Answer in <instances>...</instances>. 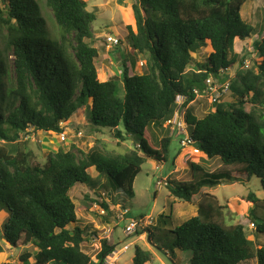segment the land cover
<instances>
[{"label":"trees","instance_id":"trees-1","mask_svg":"<svg viewBox=\"0 0 264 264\" xmlns=\"http://www.w3.org/2000/svg\"><path fill=\"white\" fill-rule=\"evenodd\" d=\"M133 1L135 26H127L128 39L144 58V69L136 74L123 63L120 76L100 82L99 50L90 43L96 16L86 0H47L59 38L51 35L37 0H0V206L9 210L4 237L11 247L22 242L36 249L18 263L0 264H104L117 246L102 240L95 258L86 252L99 233L81 223L72 191L76 185L89 187L106 211L100 214L102 222L116 220L109 201L114 205L117 198L107 185L134 198L146 159L169 161L172 138L155 146L150 129H164L172 120L178 96L187 99V131L201 155L219 160L225 169L206 173L191 164V182L168 181L172 196L193 205L203 189L236 179L234 172L248 183L259 179L264 191V21L256 29L242 16L253 0ZM254 34L261 61L226 84L236 102L223 105L212 99L210 113L196 117L191 107L195 91L209 95V78L224 82L229 70L244 67L247 58L236 45ZM202 50L207 55L201 63L195 56ZM83 109L92 130L114 131L119 140H133L136 149L119 155L100 143L87 153L71 146L50 153L44 165L35 162L22 135H61ZM92 169L107 183L91 177ZM248 199L254 234L264 236V204L255 193ZM223 210L216 198L203 195L197 216L171 231L174 250L188 254L189 264H264V244L253 240L245 226L228 225ZM156 229H147L149 241L163 250L166 245L155 243ZM3 253L0 243V259ZM151 261V252L137 246L134 264Z\"/></svg>","mask_w":264,"mask_h":264},{"label":"rangeland","instance_id":"rangeland-1","mask_svg":"<svg viewBox=\"0 0 264 264\" xmlns=\"http://www.w3.org/2000/svg\"><path fill=\"white\" fill-rule=\"evenodd\" d=\"M40 3L44 17L47 21L51 35L55 38L60 37L59 28L55 22L53 12L47 6V0H37ZM88 10L95 14L96 21L93 23L94 38L90 41L91 45L99 50V58L96 60L98 69V78L100 82H106L109 79L120 76L123 63L133 70L136 74H141L144 69V58L137 55L131 47L128 39L127 26H135L133 0H86ZM242 16L244 21L254 28H258L264 21V0H253L247 4ZM121 41L120 45L110 46L106 36H115ZM258 38L254 34L251 39L240 41L236 45V52L246 56L244 67L239 65L233 67L225 74L224 82H218V86L226 85L229 80L237 77L238 71L251 70L254 61L260 62L258 55L254 51L253 43ZM207 52V50H206ZM205 50H202L195 58L203 62L206 57ZM249 66V67H246ZM216 99L218 104H234L236 98L232 93L228 94L225 88H222L214 96L204 94L191 105L194 115L198 118L205 117L211 111L212 101ZM250 111V106L246 107ZM186 112V111H185ZM76 120L68 123L64 130L65 140L61 136L52 133H35L29 131L22 135L21 143L33 154L35 162L44 165L46 157L50 153H57L60 149H69L75 146L77 150L84 153L89 152L95 144H102L108 152L123 155L136 149L133 140L122 141L115 137L114 131L98 132L92 130L86 122V113L84 109L77 115ZM173 127L164 129L152 127L150 133L153 136V145L164 137H171L172 144L170 148V159L167 163L158 164L150 159H146L142 172L137 177L134 184V198H129L124 192L115 185L108 183V191L117 198L114 205L109 201L111 211L117 215L122 213L123 208L130 211L129 215L123 221L113 220L110 224H104L100 217V207L96 204L95 192L84 185H76L72 191L74 202L79 207L78 218L84 225L94 226L99 233V237L91 238L86 247V252L95 258L101 251V241L108 240L116 245V251L106 258L105 264H134L136 247H140L152 254V261L147 264H189L188 254L174 250L172 247L173 235L171 231L177 226L182 225L198 214V203L203 195H209L216 198L218 204L223 207L228 225H243L248 230L249 236L264 244V236H257L255 228L252 229L251 222L248 219L249 211L253 204L249 201V195L255 193L256 197L264 204V191L259 179L254 178L250 183L246 178H242L240 173L234 172L232 176L236 179L230 182H224L223 185L212 189H203L201 194L195 198L193 205L180 201L172 196L169 184L158 187L160 181L191 182L193 179L191 164L201 166L206 173L219 172L225 169L219 160H208L203 155H193L191 150L182 151L180 145L182 136L180 133L172 132ZM4 143L0 142V145ZM175 158V160H173ZM232 169H230L231 171ZM90 176L98 178L96 170L92 169ZM103 184L107 179L98 178ZM103 191V190H102ZM101 191V192H102ZM104 193V192H102ZM118 205V206H117ZM115 216V217H116ZM144 217V218H142ZM9 219V210L0 206V243L3 246L4 253L1 261L4 263H18L21 256L25 253L35 254L36 249L32 246H25L22 242L17 248L11 247L6 243L4 233L5 224ZM152 222L154 225L140 228L137 232L128 237L125 233L126 227L132 220ZM157 228L155 231L156 245H166L167 248L160 250L149 241L147 229ZM163 243V244H161ZM132 244L131 248L125 253L119 252L125 245ZM32 262V260H31ZM95 264V263H93ZM256 264V262L250 263Z\"/></svg>","mask_w":264,"mask_h":264},{"label":"built area","instance_id":"built-area-1","mask_svg":"<svg viewBox=\"0 0 264 264\" xmlns=\"http://www.w3.org/2000/svg\"><path fill=\"white\" fill-rule=\"evenodd\" d=\"M124 1H128V0H124ZM106 40L108 42V44H110V46H118L120 45V40L115 36H106ZM207 85H208V93L210 96H214V93H217L219 90L221 91L222 88H225L226 92H229L228 90V86L229 85H221L218 86L215 82L213 77L209 78L207 80ZM195 94L197 95V99L199 97H203L201 96V94L198 91H195ZM187 99L183 96H178L176 99V104H177V109L176 112L172 118L171 121H169L166 124V128L167 127H173L172 132H178L181 134L182 139H181V147H182V151H187V150H191L193 155H200L201 151L200 149L195 145L194 141L191 139V137L188 134L187 128V122H186V109L183 107L184 102ZM216 101V99H215ZM193 104V103H192ZM62 138L65 139V135H62ZM168 181L164 180V181H160L157 183L158 187H162L163 185H167ZM100 214L101 215H105L106 211H104L103 209H100ZM129 215V210H122V213L116 216V219L119 221H123L125 220V218ZM145 227H149L154 225L152 222H147L145 225V221L141 220H132L130 221L129 225L126 227L125 233L130 236L132 234H134L135 232H137L140 228ZM252 229L255 228L254 225H252ZM131 248V245H126L122 251H120L121 253L125 254L129 249ZM114 253H118V252H114Z\"/></svg>","mask_w":264,"mask_h":264},{"label":"clouds","instance_id":"clouds-1","mask_svg":"<svg viewBox=\"0 0 264 264\" xmlns=\"http://www.w3.org/2000/svg\"><path fill=\"white\" fill-rule=\"evenodd\" d=\"M115 36H116V35H115ZM115 36H114V37H115ZM120 42H121V41H120ZM195 102H196V101H195ZM195 102H194V103H195ZM194 103H193V104H194ZM70 122H71V121H70ZM70 122H69V123H70ZM64 126H66V125H64ZM52 134H54V133H52ZM55 135H56V134H55ZM62 135H64V133H62V134L59 135V136H61V138H62ZM62 140H65V139L62 138ZM124 210H128V209H124ZM129 213H130V211H129ZM115 218H116V217H115ZM116 220H117V219H116ZM140 220H141V219H140ZM125 230H126V229H125ZM130 236H132V235H130ZM130 236H128V237H130ZM127 245H132V244H127ZM125 246H126V245H125ZM125 246H124V247H125ZM124 247H123V248H124ZM131 247H132V246H131ZM123 248H122L120 251H122ZM115 251H116V250H115ZM115 251H114V252H115ZM120 251H119V252H120ZM114 252H113V253H114ZM113 253H112V254H113ZM105 261H106V260H105ZM104 264H105V263H104Z\"/></svg>","mask_w":264,"mask_h":264},{"label":"crops","instance_id":"crops-1","mask_svg":"<svg viewBox=\"0 0 264 264\" xmlns=\"http://www.w3.org/2000/svg\"><path fill=\"white\" fill-rule=\"evenodd\" d=\"M78 115H79V114H78ZM76 116H77V115H76ZM76 116H75V117H76ZM75 117L71 119V122H72V121H74V120H76V118H75Z\"/></svg>","mask_w":264,"mask_h":264}]
</instances>
